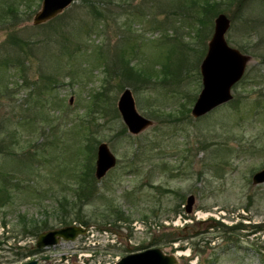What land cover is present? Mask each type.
<instances>
[{
	"label": "rangeland",
	"instance_id": "1",
	"mask_svg": "<svg viewBox=\"0 0 264 264\" xmlns=\"http://www.w3.org/2000/svg\"><path fill=\"white\" fill-rule=\"evenodd\" d=\"M196 1L96 0L98 15L89 11L91 0H73L33 25L41 0H0V10L10 3L17 10L0 18V59H15L11 34L37 40L27 62L16 59V70L0 66V138L9 145L0 152V172L19 184L0 208V263L11 264L15 251L35 244L36 234L22 232L24 222L60 227L67 216L72 224L88 220L93 230L46 248L48 264H113L149 247L182 252L178 264H205L210 257L212 264H264V182H251L264 167V0H215L214 12ZM215 12L230 19L229 46L249 60L233 98L194 118ZM122 56L159 73L155 87L119 89L118 77L105 82ZM30 80L38 83L32 94ZM124 88L138 113L152 120L137 135L117 110ZM101 142L117 164L94 183L90 176L81 202L75 192L87 185L79 188L82 166ZM190 194L195 202L185 215ZM109 207L129 220H115Z\"/></svg>",
	"mask_w": 264,
	"mask_h": 264
},
{
	"label": "water",
	"instance_id": "2",
	"mask_svg": "<svg viewBox=\"0 0 264 264\" xmlns=\"http://www.w3.org/2000/svg\"><path fill=\"white\" fill-rule=\"evenodd\" d=\"M73 0H42L40 9L34 14L33 25L47 22L60 14ZM230 26V19L219 13L214 18L213 32L207 44L206 53L201 60L199 70L202 87L196 97L191 115L201 117L215 107L232 99L231 88L243 76L249 56L238 49L229 46L225 34ZM117 110L127 131L137 135L152 124V120L138 113L134 98L129 88H125L118 97ZM116 156L105 142L97 146L94 167V176L101 179L116 165ZM253 185L264 182V167L256 171L251 178ZM195 202L194 195L186 199L185 211L190 213ZM86 228L79 225H69L43 231L38 235L37 248L54 246L60 239L74 240L78 235L84 234ZM23 264H37L31 260ZM116 264H177L173 254H165L160 248H148L142 251L129 253L123 256Z\"/></svg>",
	"mask_w": 264,
	"mask_h": 264
},
{
	"label": "trees",
	"instance_id": "3",
	"mask_svg": "<svg viewBox=\"0 0 264 264\" xmlns=\"http://www.w3.org/2000/svg\"><path fill=\"white\" fill-rule=\"evenodd\" d=\"M203 1L205 2L204 9L206 11H213L214 12L216 10V7L220 4L219 2H217L215 0L214 1L203 0ZM196 2H197L196 0H192V4H195ZM96 5H97L96 0H91V4L89 6V11H91V12L95 11L96 13H99L100 11H97ZM11 14L12 15L14 14V16L17 15V10L14 7V5H12L11 3L7 4L6 6H4L0 10V18H3L4 16L9 17ZM101 14L102 13H99L98 15H101ZM48 23H51V21ZM92 27H93V25H92ZM92 27H91V30H92ZM94 27H95V25H94ZM36 41L37 40H23V39H20V38L16 37L15 35L11 34L7 40V43H8L10 48H13L16 51V54L14 57L15 59H11V60H15V62H13L11 60L0 59V66H2L3 69H5V66H6V67H9V69L13 68L16 70L17 62L19 61V60L16 61V59L24 58L25 61L27 62L29 60V56H27L28 52H30L31 55L34 54L33 51H34L35 45H37V43H35ZM134 48H135V52H134ZM20 52L24 53V57H20L18 55ZM133 53L136 54L135 45L133 47ZM100 59H101V57H100ZM10 62L12 64H10ZM132 64L133 63L130 62V60L126 56L125 57L122 56V58L119 60L118 63L113 64V65H115V67L113 66V68L107 69L108 74L104 78V81L109 82L110 78L114 79V78L118 77V81L116 82V85L119 89H122L124 86H130V87H132V89L134 91L138 90V89H145V90L153 89L155 87V83H153V79L155 77L159 78V73H156L154 71H149V70H147L141 66H137V65L134 66ZM161 66H163V68L161 69L160 72L163 73L165 64L162 63ZM153 72H154V74H153ZM162 80L163 79L159 80V82H161ZM26 82H27L26 80H23V84H20V85L25 86ZM31 82H33V81H31ZM32 86H33V88L29 87L31 94L33 93V89L35 87H38V83L35 84V82H33ZM46 89H47V86L42 91L44 92ZM96 94H98V93H96ZM96 94L93 95V99H92L94 103L96 102V97H95ZM193 99H194V97H193ZM191 100H192V98H191ZM184 112L185 113L189 112V108H185ZM122 130H124V128ZM2 139L0 138V142L5 141L4 138H2ZM1 144L2 145H0V152H9V145H7L5 142L1 143ZM94 157H95V148H94V152H92V156H89L88 160L83 163V166H82L83 169H82V172L80 173L81 178H79V180H80L81 186L79 188H81L85 182L87 183V185L84 186V190L81 191V193H79L77 190L75 192L76 198L78 197V199L81 202L84 200V198L82 196L85 193V190H88V188H89L88 184H89L90 176H91L93 183L96 182V180L92 174L93 173V165L92 166H91V164L89 165V162H91L90 159H93ZM11 186H14V188H19V184H17V183L12 184L11 183L10 176L7 173L0 172V208L2 207V205L4 203L7 204L8 201L10 200L11 193L9 190H10ZM91 189L94 190L95 194L97 193V188H96L95 184L92 185ZM111 207L116 208L113 206H111ZM109 211H110V207L108 208V212ZM177 211H178V209L176 208L175 212H177ZM108 214L109 215H116L117 217L115 220H123V221L129 220V218L124 216V213L120 210L113 209ZM66 218H67V216H63L62 221H61V226L69 225L72 223V222H68L67 220H65ZM79 223H81L82 225H89V221L84 219V218H79ZM114 224H115V222H114ZM31 227H33V228L31 229ZM52 227L53 226L48 225V222L39 223V221L32 220L29 223L24 222L21 230L24 234H26V233L38 234L39 232L46 230V229H49V228H52ZM234 228H236V226L230 227L231 230H233ZM175 238L176 237H172L171 239H167V241L171 242V241L175 240ZM142 248H144V247H142ZM142 248H140V249H142ZM31 253H32L31 250H29L27 252L16 251V254L18 256H25L26 254H31ZM202 253H203V250H202ZM214 259H215V257H210V259L209 258L206 259L205 264H212L214 262ZM197 264H203V263L198 262Z\"/></svg>",
	"mask_w": 264,
	"mask_h": 264
},
{
	"label": "flooded vegetation",
	"instance_id": "4",
	"mask_svg": "<svg viewBox=\"0 0 264 264\" xmlns=\"http://www.w3.org/2000/svg\"><path fill=\"white\" fill-rule=\"evenodd\" d=\"M45 250H46V248L37 250V249H35V247H32L31 256L26 257V258L16 257L14 259H11L10 263L11 264H14V263L15 264H21V263H24V261H26V260L28 261V259L30 260L32 257L33 259L37 260V262H38L37 264H48L51 260V257L44 253ZM47 256H49V257H47ZM73 258H74V260H76V257H73ZM20 259H22V260H20ZM16 260H19V261L15 262Z\"/></svg>",
	"mask_w": 264,
	"mask_h": 264
},
{
	"label": "bare ground",
	"instance_id": "5",
	"mask_svg": "<svg viewBox=\"0 0 264 264\" xmlns=\"http://www.w3.org/2000/svg\"><path fill=\"white\" fill-rule=\"evenodd\" d=\"M184 253H186V252H184ZM178 254H183L182 252H179Z\"/></svg>",
	"mask_w": 264,
	"mask_h": 264
}]
</instances>
